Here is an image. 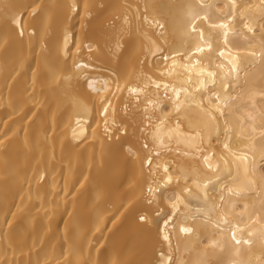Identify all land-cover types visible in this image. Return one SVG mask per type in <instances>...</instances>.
Returning <instances> with one entry per match:
<instances>
[{
	"label": "bare ground",
	"instance_id": "bare-ground-1",
	"mask_svg": "<svg viewBox=\"0 0 264 264\" xmlns=\"http://www.w3.org/2000/svg\"><path fill=\"white\" fill-rule=\"evenodd\" d=\"M0 264H264V0H0Z\"/></svg>",
	"mask_w": 264,
	"mask_h": 264
},
{
	"label": "snow or ice",
	"instance_id": "snow-or-ice-1",
	"mask_svg": "<svg viewBox=\"0 0 264 264\" xmlns=\"http://www.w3.org/2000/svg\"><path fill=\"white\" fill-rule=\"evenodd\" d=\"M17 23H19V24H21L22 25V18H21V20L20 21H18ZM21 34H22V32H21ZM225 35H227V34H225ZM197 51H202V49H200V48H197ZM140 219L141 220H144L145 219V217L144 216H141L140 217ZM185 231H188V229H184Z\"/></svg>",
	"mask_w": 264,
	"mask_h": 264
},
{
	"label": "rangeland",
	"instance_id": "rangeland-1",
	"mask_svg": "<svg viewBox=\"0 0 264 264\" xmlns=\"http://www.w3.org/2000/svg\"><path fill=\"white\" fill-rule=\"evenodd\" d=\"M116 20V19H115Z\"/></svg>",
	"mask_w": 264,
	"mask_h": 264
}]
</instances>
